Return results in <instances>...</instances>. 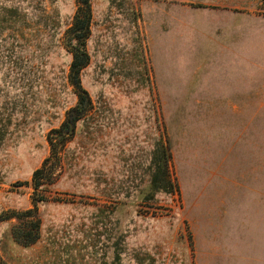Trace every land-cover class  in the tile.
<instances>
[{
    "label": "rangeland",
    "instance_id": "rangeland-1",
    "mask_svg": "<svg viewBox=\"0 0 264 264\" xmlns=\"http://www.w3.org/2000/svg\"><path fill=\"white\" fill-rule=\"evenodd\" d=\"M229 1L91 0L80 73L90 109L66 135L76 0H0V264H193L179 172L193 190L195 157L207 162L198 187L226 162L211 140L237 128L264 140V0ZM237 59L242 69L225 68ZM230 80L250 98L211 99L210 85ZM49 140L55 178L34 194ZM33 198L38 238L24 245L32 217L12 216ZM220 225L197 230L211 261L226 251Z\"/></svg>",
    "mask_w": 264,
    "mask_h": 264
},
{
    "label": "crops",
    "instance_id": "crops-1",
    "mask_svg": "<svg viewBox=\"0 0 264 264\" xmlns=\"http://www.w3.org/2000/svg\"><path fill=\"white\" fill-rule=\"evenodd\" d=\"M229 3L242 5L244 1L230 0ZM242 62L244 60L237 59L232 67L224 64L226 69H242ZM210 89L216 95L211 99L250 98L248 84L235 80L212 83ZM232 133L231 140L209 142L211 150L220 147L227 150L225 164H215L214 169V160L210 161V169H214L210 174L214 180H205L198 187V171L207 172L205 158H194L193 190L192 186L190 191L185 189L179 172V188L190 207L189 219L193 222V264H264V140H250L245 129L241 131L237 128ZM197 163H202V167L199 168ZM217 224L224 227L226 251L222 257L214 256L211 261L207 259L208 255L201 254L200 242L196 239L197 230L200 227L208 235Z\"/></svg>",
    "mask_w": 264,
    "mask_h": 264
},
{
    "label": "trees",
    "instance_id": "trees-1",
    "mask_svg": "<svg viewBox=\"0 0 264 264\" xmlns=\"http://www.w3.org/2000/svg\"><path fill=\"white\" fill-rule=\"evenodd\" d=\"M91 0H76L77 12L74 17V21L71 27L66 32V42L65 46L70 50L72 54V61L69 66V83L74 88L77 94V104L74 108L68 111L67 114V125H74L79 119H81L90 109V99L86 90L82 87L80 81V73L87 66L89 62L88 54L85 50V41L89 34V26L91 22ZM57 133V132H54ZM51 155L45 159L41 165V168L34 171L32 175L33 190L38 192L41 185L44 182L50 183L55 178V171L52 166H48L51 160H53L54 165L58 164V151L51 140H49ZM37 201L33 198L32 209L16 214L12 217L18 219H26L27 217H32L31 226L34 233L24 234L21 238L16 236L20 243L24 245H30L34 243L38 238L39 231V217L37 209ZM8 220V218H5ZM25 237V238H23Z\"/></svg>",
    "mask_w": 264,
    "mask_h": 264
},
{
    "label": "water",
    "instance_id": "water-1",
    "mask_svg": "<svg viewBox=\"0 0 264 264\" xmlns=\"http://www.w3.org/2000/svg\"><path fill=\"white\" fill-rule=\"evenodd\" d=\"M73 132V126L72 125H69V131L68 132H65L66 135H69Z\"/></svg>",
    "mask_w": 264,
    "mask_h": 264
}]
</instances>
